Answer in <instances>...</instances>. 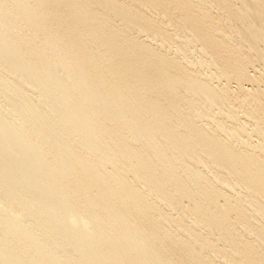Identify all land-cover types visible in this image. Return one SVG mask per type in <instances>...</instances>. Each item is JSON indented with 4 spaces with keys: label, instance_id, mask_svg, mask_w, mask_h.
I'll return each mask as SVG.
<instances>
[{
    "label": "bare ground",
    "instance_id": "bare-ground-1",
    "mask_svg": "<svg viewBox=\"0 0 264 264\" xmlns=\"http://www.w3.org/2000/svg\"><path fill=\"white\" fill-rule=\"evenodd\" d=\"M0 264H264V0H0Z\"/></svg>",
    "mask_w": 264,
    "mask_h": 264
}]
</instances>
